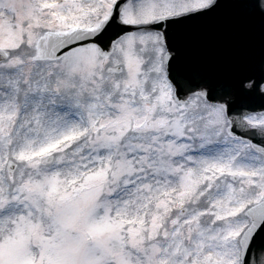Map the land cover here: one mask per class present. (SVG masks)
Segmentation results:
<instances>
[{"label": "snow or ice", "instance_id": "1", "mask_svg": "<svg viewBox=\"0 0 264 264\" xmlns=\"http://www.w3.org/2000/svg\"><path fill=\"white\" fill-rule=\"evenodd\" d=\"M0 264H264V0H0Z\"/></svg>", "mask_w": 264, "mask_h": 264}]
</instances>
